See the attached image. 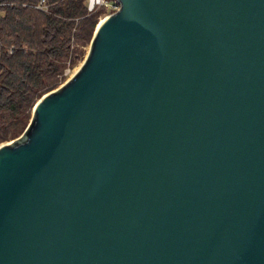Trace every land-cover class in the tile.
Returning <instances> with one entry per match:
<instances>
[{
  "label": "water",
  "instance_id": "water-1",
  "mask_svg": "<svg viewBox=\"0 0 264 264\" xmlns=\"http://www.w3.org/2000/svg\"><path fill=\"white\" fill-rule=\"evenodd\" d=\"M0 144V264H264V0H117Z\"/></svg>",
  "mask_w": 264,
  "mask_h": 264
},
{
  "label": "trees",
  "instance_id": "trees-1",
  "mask_svg": "<svg viewBox=\"0 0 264 264\" xmlns=\"http://www.w3.org/2000/svg\"><path fill=\"white\" fill-rule=\"evenodd\" d=\"M0 0V142L19 134L38 99L77 61L72 37L89 39L99 10L87 0ZM75 29V30H74Z\"/></svg>",
  "mask_w": 264,
  "mask_h": 264
},
{
  "label": "rangeland",
  "instance_id": "rangeland-1",
  "mask_svg": "<svg viewBox=\"0 0 264 264\" xmlns=\"http://www.w3.org/2000/svg\"><path fill=\"white\" fill-rule=\"evenodd\" d=\"M116 2H117V0H108V3H109V6L110 7H106L105 5H101V6H99L96 9V10H99L100 11L99 12V15H98V18H97L96 27H97L98 23L105 16H107L108 14L114 12L119 7V3L117 4ZM113 4H117V6L116 7H111ZM48 8H49V3H48V6H47V8L45 10H48ZM79 20H80V18H77V32L78 33H79V30H78ZM96 27H95V29L93 31V34L90 36L89 39H82L81 37L78 36V33H77V39H75L74 36L72 37L73 47L77 48V54H76L77 55V61L73 65H71V64L68 65V67L66 68V70L64 72V76L61 78V80H60V82H59V84H58V86L56 88H58L62 84H64L78 70V68L80 67L81 63L84 61V59L88 55L89 50H90V47H91V42H92V39H93L95 30H96ZM56 88H54V89H56ZM32 116H33V110L31 111L30 119H28V121L22 127V129L19 132V134L13 136L12 138H9V139H6V140L1 141L0 144L3 143V142H10V141H13V140H15L17 138H20L24 134V132L26 131L27 127L29 126Z\"/></svg>",
  "mask_w": 264,
  "mask_h": 264
},
{
  "label": "built area",
  "instance_id": "built-area-1",
  "mask_svg": "<svg viewBox=\"0 0 264 264\" xmlns=\"http://www.w3.org/2000/svg\"><path fill=\"white\" fill-rule=\"evenodd\" d=\"M118 4V2H116ZM117 4H113L111 7H116ZM87 5L89 11H95L99 6L105 5L106 7H110L108 0H87ZM48 6L47 0H40L39 3L36 5L38 8L46 9Z\"/></svg>",
  "mask_w": 264,
  "mask_h": 264
},
{
  "label": "bare ground",
  "instance_id": "bare-ground-1",
  "mask_svg": "<svg viewBox=\"0 0 264 264\" xmlns=\"http://www.w3.org/2000/svg\"><path fill=\"white\" fill-rule=\"evenodd\" d=\"M79 69V68H78Z\"/></svg>",
  "mask_w": 264,
  "mask_h": 264
}]
</instances>
